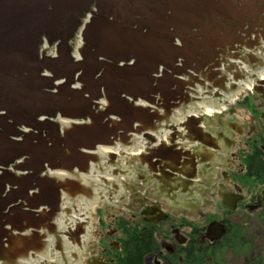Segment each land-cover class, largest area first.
<instances>
[{"label":"water","instance_id":"1","mask_svg":"<svg viewBox=\"0 0 264 264\" xmlns=\"http://www.w3.org/2000/svg\"><path fill=\"white\" fill-rule=\"evenodd\" d=\"M263 72L264 0H0V264H76L120 155Z\"/></svg>","mask_w":264,"mask_h":264},{"label":"flooded vegetation","instance_id":"2","mask_svg":"<svg viewBox=\"0 0 264 264\" xmlns=\"http://www.w3.org/2000/svg\"><path fill=\"white\" fill-rule=\"evenodd\" d=\"M257 87L197 104L176 120L172 144L167 136L121 156L108 170L114 198L95 206L94 239L76 264H120L122 222L151 235L142 264H223L243 221H264V82ZM212 222L224 227L218 239Z\"/></svg>","mask_w":264,"mask_h":264},{"label":"trees","instance_id":"3","mask_svg":"<svg viewBox=\"0 0 264 264\" xmlns=\"http://www.w3.org/2000/svg\"><path fill=\"white\" fill-rule=\"evenodd\" d=\"M124 222L118 226L123 229L124 235L121 239L123 241V252L121 256L123 259L120 264H142L143 256L152 248L151 235L146 231L128 230ZM264 225V221H263ZM127 230V231H125ZM231 251L237 256L247 257L250 249L249 241L246 238V231L244 227L239 226V231L236 233ZM221 262H225L224 258H220Z\"/></svg>","mask_w":264,"mask_h":264},{"label":"rangeland","instance_id":"4","mask_svg":"<svg viewBox=\"0 0 264 264\" xmlns=\"http://www.w3.org/2000/svg\"><path fill=\"white\" fill-rule=\"evenodd\" d=\"M246 231V238L249 241L250 249L247 257H240L234 253L224 254L225 262L223 264H264V225L263 222H257L246 219L243 221ZM242 222V223H243Z\"/></svg>","mask_w":264,"mask_h":264},{"label":"bare ground","instance_id":"5","mask_svg":"<svg viewBox=\"0 0 264 264\" xmlns=\"http://www.w3.org/2000/svg\"><path fill=\"white\" fill-rule=\"evenodd\" d=\"M79 30H80V29H79ZM82 44H83V40H82V38H81V36H80V31H79L78 38H77V42H76V47H79V46L82 45ZM202 106H203V105L198 106V107H197V110H195V113H196V111H198Z\"/></svg>","mask_w":264,"mask_h":264}]
</instances>
